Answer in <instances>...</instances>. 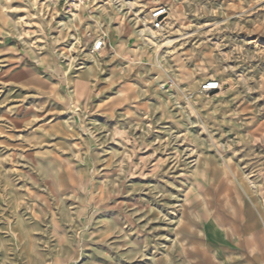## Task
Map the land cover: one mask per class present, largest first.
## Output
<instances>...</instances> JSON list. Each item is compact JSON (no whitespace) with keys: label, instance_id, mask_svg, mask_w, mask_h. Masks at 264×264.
Instances as JSON below:
<instances>
[{"label":"rangeland","instance_id":"1","mask_svg":"<svg viewBox=\"0 0 264 264\" xmlns=\"http://www.w3.org/2000/svg\"><path fill=\"white\" fill-rule=\"evenodd\" d=\"M202 170L264 222V0H0V264H179Z\"/></svg>","mask_w":264,"mask_h":264},{"label":"crops","instance_id":"2","mask_svg":"<svg viewBox=\"0 0 264 264\" xmlns=\"http://www.w3.org/2000/svg\"><path fill=\"white\" fill-rule=\"evenodd\" d=\"M108 47L112 49L106 40L103 50ZM97 73L94 65L83 71L85 87ZM183 222L192 236L182 245L178 242L179 264H264V242L260 245L264 222L258 210L246 203L233 175L200 171L185 200Z\"/></svg>","mask_w":264,"mask_h":264},{"label":"built area","instance_id":"3","mask_svg":"<svg viewBox=\"0 0 264 264\" xmlns=\"http://www.w3.org/2000/svg\"><path fill=\"white\" fill-rule=\"evenodd\" d=\"M70 2V7L77 10L78 7L85 5L87 0H68ZM168 18V11L165 7L159 6L153 9L148 18L145 19V22L151 26V29L154 31H160L163 29L165 22ZM106 48V39L105 37H100L94 44L92 52L100 53L103 49ZM221 89L220 82L216 80H211L204 83L201 87V91L204 94L210 95Z\"/></svg>","mask_w":264,"mask_h":264},{"label":"bare ground","instance_id":"4","mask_svg":"<svg viewBox=\"0 0 264 264\" xmlns=\"http://www.w3.org/2000/svg\"><path fill=\"white\" fill-rule=\"evenodd\" d=\"M149 30V32H151L152 33V30L151 29H148ZM104 51V50H103ZM102 52V51H101ZM198 84V83H197ZM196 84V85H197ZM190 87V86H189ZM222 87V86H221ZM228 87V86H227ZM190 89V88H189ZM193 90V89H192ZM194 91V90H193ZM195 97V96H194ZM198 100V99H197ZM203 100H204V98H203ZM198 102V101H197ZM237 207V206H236ZM242 210V209H241Z\"/></svg>","mask_w":264,"mask_h":264}]
</instances>
